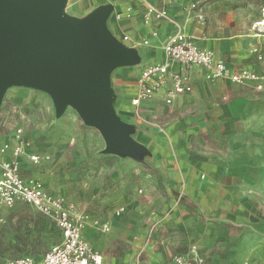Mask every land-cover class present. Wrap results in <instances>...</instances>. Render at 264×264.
Returning a JSON list of instances; mask_svg holds the SVG:
<instances>
[{"label": "rangeland", "instance_id": "rangeland-1", "mask_svg": "<svg viewBox=\"0 0 264 264\" xmlns=\"http://www.w3.org/2000/svg\"><path fill=\"white\" fill-rule=\"evenodd\" d=\"M127 1L65 0L63 13L68 18L81 19L103 11L104 29L113 33L111 26L117 23L115 14ZM180 1L222 9L212 19L213 28H218L229 12L228 28L219 32L239 34V50L248 55L242 59L243 66L251 67L262 84L258 91L250 83L232 84L227 80L197 83V96L182 119L187 117L189 140L197 154L227 151L234 141L239 142V154L248 161L251 220L233 230L237 233L227 237L229 242L221 234L219 244L214 246L219 257L209 262L264 264V0ZM79 2L81 6L76 5ZM124 34L122 29L117 36L122 42ZM108 82L110 86V78ZM161 109L157 115L148 112L149 108L143 109L145 112L133 111V125L142 131L145 128L164 130L172 123V117L166 113L169 107ZM17 127L24 130V140L29 146L39 145L42 154L50 158L48 165H53L57 180L85 187L83 192L75 188V193L80 196L84 193L88 212L98 223L108 224L110 228L108 233H99L106 237L101 254L110 257L118 252L122 256L130 243L134 245V240H140L142 232L146 233L145 242L151 238L156 227L152 216L155 203L150 202L144 190L150 181L139 163L106 152L100 133L86 126L72 108L67 107L57 115L53 96L44 90L30 86H11L5 90L0 103V138L8 139ZM119 209L123 211L117 215ZM58 240L59 232L47 217L24 211L7 216L0 225V264L25 252L47 250ZM140 257L141 247L135 260Z\"/></svg>", "mask_w": 264, "mask_h": 264}, {"label": "crops", "instance_id": "crops-1", "mask_svg": "<svg viewBox=\"0 0 264 264\" xmlns=\"http://www.w3.org/2000/svg\"><path fill=\"white\" fill-rule=\"evenodd\" d=\"M76 5L81 6L80 2ZM149 5L164 8L170 20H153L145 24L143 13ZM191 5H195V8L189 11ZM127 9H130L129 17L125 16ZM222 12V9L213 5L198 6L197 3L180 0H171L170 3L165 0H128L115 14L117 23L111 26L113 33L109 31L110 38L116 45H120L128 59L123 65L112 69L109 75L112 112L121 123L132 129L131 138L139 150V160L135 161L140 164V170L145 171L150 181L144 185V190L149 195L150 202L155 203L152 213L156 220L155 232L146 242L143 236L146 233L142 232L140 240H134V245L130 243V247L122 256L118 252L110 257L101 254V246L106 237L99 235L102 233L100 229L92 225L95 218L87 210L84 193L81 196L75 193V188L83 192L85 187L57 180L53 165H48L50 158L42 154L39 145L29 146L26 154L18 159L19 173L23 179L40 181L47 193L64 197L79 212L89 217L85 236L92 248L101 254L103 264H173L174 256L185 254L192 245L197 246L206 264H211L209 259L217 260L219 257L214 247L220 242L219 236L222 234L229 242L230 238L227 237H233V230H238L245 222L251 220L252 211L248 209L251 204L247 195L250 174L247 157L239 154V142L233 141L224 152L199 155L191 147L187 117L182 119L191 109V104L197 96V83L207 82L203 69L195 67L187 71L192 88L189 94L176 96L170 105L164 103L162 95H157L139 107L143 112V109L149 108L148 112L156 115L161 112L162 107H169L166 113L172 117V123L166 125L164 130L145 128L142 131L133 125L135 108L131 105V99L135 94L136 81L144 67L163 62L162 47L174 31L173 22L185 24L192 40L197 45L211 50L217 59L226 64L229 72L242 69L253 71L251 67L243 66L242 59L248 55L239 50V34L225 35L219 32V29L228 28L226 15L229 12H225L223 23L218 28H213L212 19L215 18V13ZM117 15L120 19H117ZM122 29L125 31L122 35L123 42L117 37ZM153 32L157 34L155 37L152 36ZM143 41H148L149 45L144 46ZM219 80L229 81L226 78ZM250 84L255 88L254 83ZM16 129L8 139L0 138V146L5 143L13 145ZM29 155H37L41 159L37 164H33L27 157ZM10 158L8 151L4 159ZM125 158L128 162L133 160ZM76 194L77 198L74 196ZM23 211L41 215L27 204L16 203L10 208L0 209V225L7 216H16ZM57 231L59 240L54 245L61 241L60 231ZM54 245L47 250L25 252V255L14 256L11 260L31 257L39 261ZM139 247L142 257L135 260Z\"/></svg>", "mask_w": 264, "mask_h": 264}, {"label": "water", "instance_id": "water-1", "mask_svg": "<svg viewBox=\"0 0 264 264\" xmlns=\"http://www.w3.org/2000/svg\"><path fill=\"white\" fill-rule=\"evenodd\" d=\"M64 6L65 0H0V103L11 86L44 90L57 115L72 108L100 133L105 151L138 161L132 129L113 114L108 86L127 55L104 29L103 11L73 19Z\"/></svg>", "mask_w": 264, "mask_h": 264}, {"label": "built area", "instance_id": "built-area-1", "mask_svg": "<svg viewBox=\"0 0 264 264\" xmlns=\"http://www.w3.org/2000/svg\"><path fill=\"white\" fill-rule=\"evenodd\" d=\"M194 8L195 5H191L188 10ZM125 16H130V9H127ZM116 17L120 19L119 15ZM143 20L148 24L153 20L170 19L164 8L149 5L143 13ZM173 24L174 31L162 47L163 62L146 66L139 74L135 94L131 99V105L135 110L157 95H162L164 103L170 105L176 96L189 94L192 88L187 71L195 67L203 69L207 82L226 78L234 84L250 82L254 83L256 90L262 89L260 78L255 72L248 69L229 72L226 64L217 59L211 50L197 45L192 40L185 24L176 22ZM156 35L155 32L152 33V36ZM142 44L148 46L149 42L143 41ZM28 147L21 128L15 130L12 146L8 143L0 146V209L10 208L16 203L31 206L53 222L60 231L61 241L48 250L39 261L23 257L8 261L6 264H103L101 254L92 248L85 236L89 217L79 212L64 197L47 193L40 181L21 177L18 159L26 154ZM8 151L11 158L5 160L4 155ZM27 157L33 164H37L41 159L37 155ZM122 211L119 209L116 214L120 215ZM92 225L102 232L109 230L107 224L95 220L92 221ZM173 264H206V261L197 246L192 245L185 254L174 256Z\"/></svg>", "mask_w": 264, "mask_h": 264}, {"label": "trees", "instance_id": "trees-1", "mask_svg": "<svg viewBox=\"0 0 264 264\" xmlns=\"http://www.w3.org/2000/svg\"><path fill=\"white\" fill-rule=\"evenodd\" d=\"M43 216V215H42ZM45 217V216H44Z\"/></svg>", "mask_w": 264, "mask_h": 264}]
</instances>
